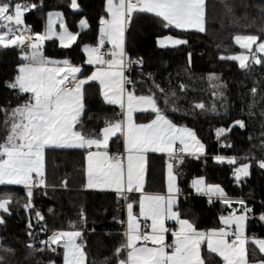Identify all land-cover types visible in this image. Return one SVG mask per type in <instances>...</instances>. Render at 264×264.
<instances>
[{"label":"trees","instance_id":"trees-1","mask_svg":"<svg viewBox=\"0 0 264 264\" xmlns=\"http://www.w3.org/2000/svg\"><path fill=\"white\" fill-rule=\"evenodd\" d=\"M13 3L34 4L24 16L31 35L43 33L44 17L49 11L65 15L72 30L85 17L89 29L80 34L78 42L62 48L56 41L44 46L48 56L67 58L83 67L81 77H89L82 46L98 41L101 21L108 17L107 0H78L80 11H71V0H12ZM204 32L179 30L150 13H134L126 32L125 87L136 96H152L162 114L178 127L191 129L205 147L203 156H183L173 162L180 197L176 211L189 220L198 231L222 228V217L234 211L250 209L247 237L264 239V56L250 53L248 67L222 57L242 53L234 42L237 35H256L264 40V0H206ZM173 36L187 41L173 48H161L158 38ZM22 47L0 48V108L11 110L26 103L31 95L11 89L19 75ZM253 56L261 58L256 64ZM134 61H140L138 66ZM84 114L76 129L91 138H100L102 129L121 122L124 112L107 103L100 84L87 83L83 91ZM203 104L204 108H197ZM155 113H137L139 123H147ZM4 114L0 113V142L6 134ZM243 122L240 127L237 122ZM224 129L218 138L217 131ZM123 149L122 136L113 138L111 153ZM86 149H45L46 182L43 188L0 186V199L11 197L10 214L3 213L0 224V264H63V249L45 243L50 235L62 231L81 232L87 264H119L126 259V206L132 202L138 211V197L114 192L87 191ZM217 157H233L235 163L219 162ZM168 157L151 154L147 162L146 189L163 192ZM249 166V175L236 186L233 172ZM223 188L225 195L242 200L226 204L197 196L195 179ZM31 203L33 208H25ZM44 219L39 220L35 212ZM55 249V250H53ZM204 264H224L215 253L205 248ZM250 261L264 260V255L248 243Z\"/></svg>","mask_w":264,"mask_h":264},{"label":"snow or ice","instance_id":"snow-or-ice-1","mask_svg":"<svg viewBox=\"0 0 264 264\" xmlns=\"http://www.w3.org/2000/svg\"><path fill=\"white\" fill-rule=\"evenodd\" d=\"M205 6L206 0H107V12L110 19H104L101 23V46L107 37L118 53L112 55L115 59L105 60L99 48L86 49L88 63L106 65V68L98 69L88 79H77L80 73L79 67L73 66L69 61L57 63L48 60L42 54L44 40L54 36L59 40L61 47H70L76 40V36L65 29L64 33L57 34L52 30L51 23L48 33L40 36L27 35L28 29L24 27V14L35 5H26L12 0H0V48L24 47L25 44L32 49L31 54H26L24 59L29 61L19 69V75L15 82L8 85L11 89H18L22 93H30V99L14 109L0 108L4 114L3 126L6 129L5 137L0 142V185H23L28 189L27 195L32 196V188L44 185V155L46 148H76L92 149L87 154V187L112 189L118 193L125 191H142L143 189V161L144 153L167 152L172 156L176 151V143L179 141L182 147L179 151H188L190 143L194 142L197 150L203 152V144L196 139L193 131L186 128H178L161 112L156 100L152 96H136L128 91L126 94L124 75V29L134 13H151L166 22V26L181 30L205 31ZM72 7H78L76 0H72ZM59 16V14H57ZM86 27V22H84ZM235 43L247 53L256 52L264 54V42H258L256 35H237ZM173 45L184 44L187 41L171 37L167 38ZM161 47H166L165 40L160 41ZM225 58V57H222ZM239 62L240 68L248 67L249 55L240 54L226 57ZM256 64H260L261 58L253 56ZM132 62L129 61V64ZM137 63H141L137 61ZM89 81H98L103 87L104 99L109 104L119 105L121 109L126 107V122L111 123L102 129V138H91L76 129L81 123L84 114L83 89ZM126 94V98H125ZM197 108L203 109V104H197ZM151 110L156 114L150 123L137 124L134 122V112H146ZM244 127L243 122H237ZM219 129L217 135L224 133ZM117 133L125 137L126 141V165L124 159L117 156H109L107 149L109 140ZM194 154V152L190 153ZM223 163L224 158L218 157ZM228 163H235L229 159ZM172 164L168 165V192L175 189V177L172 174ZM264 168V161L260 163ZM249 166L244 165L236 169L237 179L249 174ZM40 177L39 180H34ZM203 180L194 182L197 191H205L206 194L224 199L226 204L231 202L225 198V193L219 186L202 188ZM176 200L173 195L167 198L160 195H144L140 201V216L151 220L150 233H141L140 224L136 216L132 215V204H128L129 222L127 241L117 250L127 249L126 259L119 264H204L201 255V245L206 241L209 253H215L221 257L224 264H254L248 259L247 244H254L261 253H264V239L249 241L244 232L247 212L236 216L234 214L222 217V223L226 226H236V232L230 233L224 229L208 233L198 231L196 227L186 219H180L178 211L173 210ZM243 205V201H240ZM12 204L11 197L0 199V212L9 213ZM29 203L25 208H33ZM39 220L44 217L40 212H35ZM172 219L178 222L179 230L174 231V241L165 243V233L169 231L165 227V220ZM264 219V216L261 217ZM4 219L0 216V224ZM79 231H62L52 235L45 243L59 245L65 249V264H85V253L77 238L81 237ZM230 235L234 239H227ZM63 241V243H61ZM144 243L141 244L140 242ZM150 242L153 247L148 246ZM169 249L171 251L169 252ZM55 250V249H53ZM257 264H264L259 261Z\"/></svg>","mask_w":264,"mask_h":264},{"label":"rangeland","instance_id":"rangeland-1","mask_svg":"<svg viewBox=\"0 0 264 264\" xmlns=\"http://www.w3.org/2000/svg\"><path fill=\"white\" fill-rule=\"evenodd\" d=\"M26 5H28V4H26ZM105 10H106V12H107V2H106ZM27 12H29V11H27ZM27 12H25V14H26ZM25 14H24V16H25ZM57 14H59V16H57ZM150 14H151V13H150ZM107 15H108V17H107L106 19H110L111 17H110V15L108 14V12H107ZM132 16H133V15H132ZM23 19H24V17H23ZM131 19H132V17H131ZM131 19H130V22H131ZM103 20H104V19H103ZM44 22H45V27H44V31H43V33L36 34V35L43 36V35L47 34V33H48V30H49V25H50V23H51L52 30H53L55 33H57V34H62V33H64L65 29H67V31H68L69 33H72L73 35L76 36V40H75L74 42H72V44H71L70 47H73V46L78 42L79 37H80V34H81L82 32H84V31H86V30L89 29V23H88L87 19H86L85 17H80L79 20L77 21V30H72L71 27H70V26L68 25V23H67V20H66V18H65V15H64L62 12H60V11H49V12H47L46 15H45V17H44ZM84 22H86V25H87L86 27L84 26ZM24 27H26L25 24H24ZM103 27H104V25L101 23V25H100V27H99V31H98V41H97L96 43H94V44L85 43V44H83V46H82V51H83V53L85 54V65H86L87 67H90V68H91V73H90L89 77H91V76H92V75H93L98 69L106 68V67H107L106 65L89 64V63L87 62V61H88V53H87L86 49H89V48H99V49H100V48L102 47L100 41H101V29H102ZM205 29H206V21H205ZM179 30H181V29H179ZM185 31H196V30H185ZM36 35H34L33 37H35ZM168 37H171L173 40L180 39V38L173 37V36H165V37H161L162 40H165V41H166V43H167V45H168L167 48H173V47H177V46L182 45V44H179V45H173V44H171V42L167 40ZM180 40H182V39H180ZM48 41H56V42L59 44V46H60L59 40H58L55 36H54L52 39L44 40L43 43H46V42H48ZM160 41H161V40H160ZM160 41H159V43H160ZM125 42H126V26H125V29H124V37H123V49H124V53H125V55H126ZM106 45L109 46V51H110L111 55H112L114 52H115V53H118V52H119V49L114 48V46H113L112 43L108 40L107 37L104 38V43H103V46H106ZM60 47H61V46H60ZM70 47H67V48H70ZM22 48H23L22 60L24 61V63L20 66V68L26 66L27 64H29V61L26 60V59H24V57H25L26 54H31V51H32V49H31L30 47H28L27 44H25V46L22 47ZM62 48H65V47H62ZM41 50H42V54H43V56H44L45 58H47L48 60H50V61L57 62V63H62V62L65 61V60L69 61L67 58H56V57L48 56V55L46 54L44 48L41 49ZM253 51L256 52V50H253ZM242 53H244V52H242ZM256 53H257V52H256ZM257 54H259V53H257ZM125 55H124V57H123V59H124V67H125V61H126V60H125ZM115 58H117V57H115V56L112 55V58L110 57V58H108L107 60L115 59ZM126 58H127V56H126ZM127 64H129V63H128V58H127ZM73 66L79 67V68L81 69L80 73L77 74V79H88V78H89V77H86V78L81 77V75H82V71H83V67H82V66H80V65H73ZM124 71H125V70H124ZM91 82H97V83H99L98 81H89V83H91ZM84 86H85V85H84ZM100 87H101V85H100ZM125 88H126V87H125ZM83 91H84V89H83ZM128 91H129V90L126 89V94H127ZM83 98H84V97H83ZM123 112H124V120H123V122H126V112H125V109H123ZM149 112H152V111L149 110V111L142 112V113H149ZM137 113H141V112H136L135 115H134V113H133V119H134V122L137 123V124H141V123H139V122L137 121V117H136V114H137ZM154 119H155V117H154L152 120H154ZM152 120H151V121H152ZM151 121H149V122H147V123H150ZM145 124H146V123H145ZM186 129H188V128H186ZM190 130H191V129H190ZM191 131H192V130H191ZM118 135H120V134L117 133L115 136H112V137L110 138V140H109V144H108V147L110 146V142H111V140H112L113 138H116ZM195 135H196V134H195ZM121 136H122V135H121ZM101 138H102V134H101ZM196 139H198L197 136H196ZM198 140H199V139H198ZM122 141H123V143H124V145H125L126 141H125V137H124V136H122ZM199 141H200V140H199ZM177 142H179V141H177ZM200 143H201V142H200ZM201 144H202V143H201ZM203 146H204V145H203ZM176 152H177V151H175V152L173 153V155L177 154ZM186 152H191V153L194 152V154H197V155H192V156H203L204 153H205V148H203V152H200V151L197 150V146L195 145V143H194V142H191V143H190V148H189V150H188V151H184V152H182V153H186ZM151 154H155V153H154V152H151V151H149V152H147V153H144V159L146 158L145 182H144V184H143V189H142V191H137L138 196H140V195H157V194H165V193H169V192H168V183H169L168 165H169L170 163L172 164V162H170V161L167 162L166 170H165V179H166L165 190H164L163 192H149V191H147V189H146V183H147V162H148V157H149V155H151ZM173 155H172V156H169V155H168V156H169V157H173ZM109 156H110V155H109ZM44 158H45V155H44ZM225 161H227V160H225ZM225 161H224V162H225ZM172 166H173V164H172ZM242 166H244V165H242ZM242 166H241V167H242ZM44 170H45V164H44ZM248 171H249V169H248ZM143 174H144V172H143ZM172 174H173V176L175 177V181H174L175 189H177V190L179 191L178 180H177V176H176V174H175V172H174V167H172ZM248 175H249V174H248ZM248 175H247V176H248ZM44 176H45V175H44ZM247 176H241V178H244V177H247ZM34 177H35V176H34ZM18 186H19V185H18ZM209 186H215V185H209ZM14 187H17V185H15ZM21 187H24V186H21ZM219 187H220V186H219ZM220 188H222V187H220ZM222 189H223V188H222ZM178 191H174L175 194L178 193ZM99 192H114V193H117V192H115V191H99ZM174 192H173L172 194H174ZM125 193L129 194L127 191H125V192L122 193V195L125 194ZM224 193H225V192H224ZM214 198H215V197H214ZM219 198H220V197H219ZM241 201H242V200H241ZM238 202H240V201H238ZM130 203L132 204V215L137 217V219H138V221H139V224H140V231H141V233H142V223L145 222V221H147V220L144 219V217L140 216V201H139L138 213H136L134 203H132V202H130ZM127 206H128V205H127ZM174 206H175V205H174ZM126 208H127L126 214H127V230H128L129 212H128V207H126ZM173 210H174V208H173ZM232 214H234V215H236V216H239V215H241V214H244V210L241 211V212L234 211V212L231 213L230 215H232ZM246 215H247V218H246V220H245L244 232H245V236H246V238L250 241V239L247 237V222H248V218H249L248 212H247ZM228 216H229V215H228ZM225 217H227V216H225ZM180 219H183V218L180 217ZM186 220H187V219H186ZM188 221H189V220H188ZM169 222H171L172 225L175 224L176 228H175V229H173V228H171V227L168 228L169 231H168L167 233H165V243H166V244H171V243L174 241V236L172 235V233H173L174 231H178V230H179V224H178L177 221L172 220V219H168V220H167V223H169ZM189 222H190V221H189ZM190 223H191V222H190ZM165 227H168V225H165ZM220 229H224V230H226V231H228V232H230V233H234V232H236V226H235V225H232L231 227H229V226H226V225H224V224L222 223V228H220ZM220 229H211V230L205 231V233H208V232H211V231H219ZM150 232H151V229H150ZM203 232H204V231H203ZM127 233H128V231H127ZM169 236H171L172 242H169V241H168V237H169ZM230 236H231V235H230ZM80 238H81V237L77 238V241H76V242H77L78 244H81V245H82V243L80 242ZM227 239H229V237H228ZM252 240H253V239H252ZM61 243H63V241H62ZM140 243L143 244L144 242L141 241ZM57 246H59V245H57ZM148 246H149V247H153L154 245H152L150 242H148ZM60 247H61V246H60ZM82 248H83V246H82ZM204 248L208 251V249H207V242H206V241L201 245V255L203 254V250H204ZM62 249H63V254H64L63 264H65V249H64L63 247H62ZM257 249H258V248H257ZM258 250H259V249H258ZM83 251H84V248H83ZM170 251H171V249H169V252H170ZM208 252H209V251H208ZM259 252H260V251H259ZM84 253H85V252H84ZM247 254H248V244H247ZM261 254L264 255V253H261ZM85 257H86V254H85ZM220 258H221V257H220ZM221 259H222V258H221ZM248 259H249V257H248ZM222 260H223V259H222ZM260 261H264V260H260ZM223 262H224V261H223ZM251 262H254V264H257V262H259V261H251ZM85 264H87V258H86V260H85Z\"/></svg>","mask_w":264,"mask_h":264},{"label":"crops","instance_id":"crops-1","mask_svg":"<svg viewBox=\"0 0 264 264\" xmlns=\"http://www.w3.org/2000/svg\"><path fill=\"white\" fill-rule=\"evenodd\" d=\"M28 5H32V4H28ZM33 8H31L30 10H32ZM29 10V11H30ZM236 37V36H235ZM160 40H162L161 38H158V40H157V44H158V46L159 47H161L160 46V43H159V41ZM234 42H235V39H234ZM258 42H264V40L263 41H258ZM236 44V43H235ZM237 45V44H236ZM238 47H239V45H237ZM168 47V45L166 46V47H161V48H167ZM178 47V46H177ZM240 48V47H239ZM241 49V48H240ZM256 49V46L254 45L253 46V50H255ZM243 50V52L244 53H239V54H235V55H240V54H246V55H249V57H250V53H247L246 52V50H244V49H242ZM259 55H263L264 56V54H260L259 53ZM230 56H232V55H230ZM111 58H112V55H111ZM225 59H227L226 57H225ZM229 60H231V59H229ZM232 61H235V60H232ZM235 62H237L238 63V65H239V62L238 61H235ZM72 65H74V64H72ZM125 70V69H124ZM20 74V73H19ZM124 75H125V71H124ZM84 78V77H83ZM101 93H102V97H103V99H104V95H103V87L101 86ZM30 94V93H29ZM31 95V94H30ZM125 98H126V94H125ZM105 100V99H104ZM106 101V100H105ZM107 102V101H106ZM108 103V102H107ZM113 105H116V104H113ZM117 106H119V105H117ZM120 107V106H119ZM125 112H126V107H125ZM137 112H139V111H137ZM135 113L136 112H134V115H135ZM124 120V119H123ZM178 127V126H177ZM178 128H186V127H178ZM189 129V128H188ZM101 138V137H100ZM112 141V140H111ZM110 144H111V142H110ZM110 147V146H109ZM109 147L107 148V149H99V151H101V152H103V151H107V153L110 155V156H113V153H111L110 151H109ZM182 147V145H180V143L179 142H177L176 143V153L177 154H175V155H173V157H169L168 155V153L167 152H154L155 153V155H163V156H166V157H168V161H170V162H172V164H173V162H174V160L175 159H179V158H181V157H183V156H186V155H189V156H192V155H197V154H190L191 152H186V153H182L181 151H179V149ZM126 148H127V145H126V143H125V145H124V143H123V149L122 150H124L125 152H126V155H125V160H124V162H125V165H126V157H127V151H126ZM205 148V147H204ZM65 149H76V148H65ZM87 150V154H88V152L89 151H97V149H95V148H92V149H86ZM218 158V157H217ZM221 158H224V161L225 160H229V159H234L233 157H221ZM218 160V159H217ZM227 161H225V162H227ZM228 163V162H227ZM143 172H144V174H143V184H144V182H145V172H146V158L144 159V161H143ZM197 180H203V179H195L194 180V182L195 181H197ZM194 182H193V189H194V192H195V194L197 195V196H203V197H207V198H209V199H211V200H213V199H215V200H221V201H223L224 202V199H222V198H219V197H217V196H213V195H210V194H206V192L205 191H197V188L194 186ZM203 182H204V184L201 186L202 188H204V189H207V187H209V185H207L206 183H205V181L203 180ZM0 186H15V185H0ZM18 186V185H17ZM19 186H23V185H19ZM85 189L87 190V191H114V190H112V189H108V188H105V189H101V188H88L87 187V155H86V186H85ZM116 192V191H115ZM118 193V192H117ZM129 194H128V196H131V197H138V207H139V201H141V199H142V197L144 196V195H140V196H138V194H137V191L136 190H134V191H132V192H128ZM118 194H122V193H118ZM157 195H160V196H164V197H168L169 195H173L174 197H175V200H176V203H175V206H173V208H174V211H176V206H177V201H178V199H179V197H180V194H179V191H178V193H176L175 194V192H174V194H170V193H165V194H157ZM215 197V198H214ZM225 198L228 200V201H230V202H233V201H235V202H238V201H241V200H239V199H232V198H229V197H227L226 195H225ZM129 204V203H128ZM127 204V205H128ZM126 207H128V206H126ZM126 211H127V208H126ZM136 213H138V211H136ZM2 214H3V212H0V216H2ZM167 220L168 219H166L165 220V225H168V227L167 228H173V229H175L176 228V226H175V224H173L172 225V223L171 222H169V223H167ZM145 222H147L148 223V227L151 225V220H147V221H145ZM126 228H127V214H126ZM150 227H149V231L147 232V233H150ZM127 229H126V234H127ZM205 232V231H204ZM126 237H127V235H126ZM232 238H234V236H229V240H231ZM168 241L169 242H172V239H171V236H169L168 237Z\"/></svg>","mask_w":264,"mask_h":264},{"label":"built area","instance_id":"built-area-1","mask_svg":"<svg viewBox=\"0 0 264 264\" xmlns=\"http://www.w3.org/2000/svg\"><path fill=\"white\" fill-rule=\"evenodd\" d=\"M130 27H131V22H129V23L126 24V32L130 29ZM26 28L28 29V32L26 34L27 35H31V32H32L31 28L30 27H26ZM99 50H100V53L103 55V57H104L105 60H107L108 58L111 57V53L109 51V46L108 45L102 46ZM125 60L126 61H125V67H124V69H126V66H127V58H126V55H125ZM133 64L136 65V66L139 65V63H137V61H134ZM219 137H220V135L218 136V138ZM117 155L121 156L125 160L126 152L124 150H121V151H118V152H116V153L113 154V156H117ZM236 177H237V172L235 170L233 172V174H232V178L234 179L235 185L236 186H240V183H241V179L242 178H240L238 180ZM39 179H41V178L40 177H34V180H39ZM43 180H44V184H45V182H46L45 177H43ZM43 187H44V185L43 186H39V187H33L32 189H40V188H43ZM123 196L126 198L128 196V194L125 193V194H123ZM148 231H149L148 223L147 222H143L142 223V233H147ZM51 237H52V235H50L48 237L47 241H49ZM232 239H234V238H232Z\"/></svg>","mask_w":264,"mask_h":264},{"label":"water","instance_id":"water-1","mask_svg":"<svg viewBox=\"0 0 264 264\" xmlns=\"http://www.w3.org/2000/svg\"><path fill=\"white\" fill-rule=\"evenodd\" d=\"M76 2H77V5H78V0H76ZM71 11L73 12V13H78L79 11H80V7H79V5H78V7H76V8H73L72 7V0H71ZM44 46H45V44L43 43L42 44V49L44 48Z\"/></svg>","mask_w":264,"mask_h":264}]
</instances>
